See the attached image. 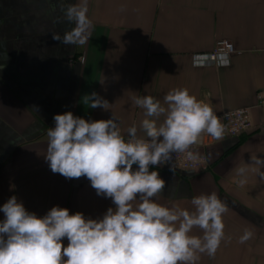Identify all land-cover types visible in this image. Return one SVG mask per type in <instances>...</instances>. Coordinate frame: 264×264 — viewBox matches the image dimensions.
Masks as SVG:
<instances>
[{
	"label": "crops",
	"instance_id": "0c3cea01",
	"mask_svg": "<svg viewBox=\"0 0 264 264\" xmlns=\"http://www.w3.org/2000/svg\"><path fill=\"white\" fill-rule=\"evenodd\" d=\"M82 2L0 0V207L16 196L40 217L59 206L102 218L115 207L111 199L97 195L86 177L53 173L45 160L53 116L113 115L126 139L133 125L143 136L144 110L134 97L150 95L163 104L170 90L187 88L217 116L249 108L252 127L220 141L204 134L194 145L208 159L204 170L150 167L165 181L154 200L192 211L193 197L215 192L227 209L224 238L215 256L201 254L197 264H264V165L256 163L264 158V107L256 99L264 90V0H87L86 43L54 40L75 27L63 9ZM219 41L231 42L237 53L226 65H201ZM92 92L109 110L91 109L85 97ZM246 231L252 236L241 243Z\"/></svg>",
	"mask_w": 264,
	"mask_h": 264
},
{
	"label": "clouds",
	"instance_id": "9594fccd",
	"mask_svg": "<svg viewBox=\"0 0 264 264\" xmlns=\"http://www.w3.org/2000/svg\"><path fill=\"white\" fill-rule=\"evenodd\" d=\"M63 11L75 27L62 40L59 35L53 39L86 43L92 24L87 0ZM85 99L91 109L109 110V102L95 92ZM134 103L144 110V135L138 136L133 125L127 139L113 115L107 120H86L70 111L53 116L44 155L50 170L69 179L86 177L97 195L110 198L115 207L97 219L59 206L40 217L12 196L0 207V264H197L201 254L215 256L224 238L225 203L212 192L193 197L192 211L161 205L154 197L165 181L150 167L168 163L177 153L200 161L190 149L204 134L222 138L223 124L210 103L187 88L170 90L163 104L150 95L134 97ZM256 163L264 165V158ZM245 172L237 169L241 177ZM238 183L243 186L247 179ZM194 229L202 235L193 234ZM251 236L246 231L240 242Z\"/></svg>",
	"mask_w": 264,
	"mask_h": 264
},
{
	"label": "built area",
	"instance_id": "2783aa9c",
	"mask_svg": "<svg viewBox=\"0 0 264 264\" xmlns=\"http://www.w3.org/2000/svg\"><path fill=\"white\" fill-rule=\"evenodd\" d=\"M236 53L237 51L231 42L219 41L213 53L206 56L205 59L200 62V64L213 66L226 65L229 62V58ZM83 61V56L76 59V62L78 63H83ZM74 62V59L70 60V64H73ZM256 99L257 105L264 107V90L257 93ZM217 117L224 126V133L220 139H215L212 137L214 141H220L227 137L238 138L252 127L251 110L249 108L224 112ZM190 151L196 153L197 148L193 145ZM200 157V161L192 162L186 160L185 154L177 153L173 154L171 161L158 166L182 171L204 170L208 166V159L204 156ZM262 213L264 215V202L262 204Z\"/></svg>",
	"mask_w": 264,
	"mask_h": 264
}]
</instances>
